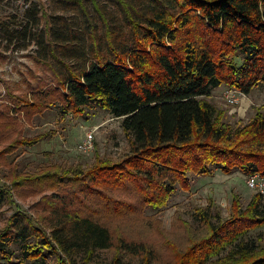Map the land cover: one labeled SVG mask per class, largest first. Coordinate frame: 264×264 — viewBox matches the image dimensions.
Returning <instances> with one entry per match:
<instances>
[{
    "label": "trees",
    "instance_id": "16d2710c",
    "mask_svg": "<svg viewBox=\"0 0 264 264\" xmlns=\"http://www.w3.org/2000/svg\"><path fill=\"white\" fill-rule=\"evenodd\" d=\"M47 2L60 14L36 0L27 25L12 30L0 17L9 40L43 26L31 34L42 54L30 55L41 74L29 71L33 82L24 78L21 93L1 81L0 172L17 149L47 137L22 136L14 115L30 122L51 108L73 118L107 111L121 120L128 151L117 160L95 154L86 167L49 163L22 174L13 167L7 183L0 180V205L13 194L40 198L29 213L15 205L0 228V264H156L152 245L114 237L111 222H141L174 186L188 191V175L264 179V112L232 125L208 101L220 86L243 95L264 86V0ZM207 211L196 213L205 233L162 264H264V245L246 240L264 227L259 194L244 208L234 195L229 217L215 224Z\"/></svg>",
    "mask_w": 264,
    "mask_h": 264
},
{
    "label": "rangeland",
    "instance_id": "374dc122",
    "mask_svg": "<svg viewBox=\"0 0 264 264\" xmlns=\"http://www.w3.org/2000/svg\"><path fill=\"white\" fill-rule=\"evenodd\" d=\"M43 8L49 13L58 12L57 6L48 5L47 0H41ZM36 0H0V17L6 19L9 29H16L20 24L27 25L26 13ZM37 8L40 5H35ZM71 15V14H69ZM76 17V16H74ZM31 30L25 40H9L0 29V102L4 101V89L1 81H5L14 92L21 93L26 84L23 79L33 82L29 71L41 74L40 67L30 55L42 54L41 44L35 42L31 34L39 32ZM228 89L220 86L214 89L208 101L225 115V121L230 124L246 122L256 111L264 112V86H259L248 95L237 92L229 99ZM22 126V136L33 137L46 133L47 137L32 147H22L8 156V168L0 172V180L9 177L15 167V173H31L49 163L89 166L95 160V154L102 158L117 160L127 153V139L122 132L120 119L113 118L107 111L99 108L86 110L84 117L73 118L61 115L59 110L51 108L42 115L34 116L27 122L23 114L14 115ZM93 137V149L89 153H79L76 148L85 135ZM190 189L182 190L174 186V191L165 206L159 209L145 208L144 220L135 222L129 218L114 219L110 227L113 236L123 235L126 238L137 239L152 245L158 251V262L167 263L174 260V250L184 249L189 241L201 237L205 233L206 225L198 221L196 213L201 210L210 213L212 223L225 220L230 215L232 198L234 195L240 200L244 208L252 196L262 195L257 190L248 188L246 177L238 172L223 175L214 170L212 177H195L188 175ZM7 183V182H6ZM7 185V184H6ZM48 193V192H46ZM114 196L128 199L124 193ZM40 195L21 200L13 194L11 201L0 205V228L6 219L14 212L15 205L25 212H30V205L37 201ZM264 203V198L262 197ZM246 240L264 245V227L251 231ZM26 264V263H25Z\"/></svg>",
    "mask_w": 264,
    "mask_h": 264
},
{
    "label": "built area",
    "instance_id": "2783aa9c",
    "mask_svg": "<svg viewBox=\"0 0 264 264\" xmlns=\"http://www.w3.org/2000/svg\"><path fill=\"white\" fill-rule=\"evenodd\" d=\"M229 99L232 101L233 95L236 94V91L228 90ZM93 149V137L89 133L85 135L83 140L80 142V144L77 146L76 150L79 153H89ZM246 184L248 188L252 190H257L262 197L264 198V179L258 177L257 175L248 177L246 179Z\"/></svg>",
    "mask_w": 264,
    "mask_h": 264
}]
</instances>
